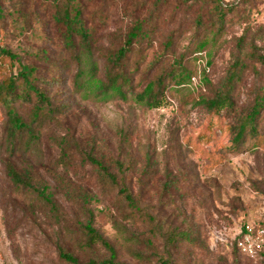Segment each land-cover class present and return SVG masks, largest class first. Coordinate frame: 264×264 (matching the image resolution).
<instances>
[{
    "label": "rangeland",
    "instance_id": "1",
    "mask_svg": "<svg viewBox=\"0 0 264 264\" xmlns=\"http://www.w3.org/2000/svg\"><path fill=\"white\" fill-rule=\"evenodd\" d=\"M40 1L0 0V44L21 64L37 68L45 81L38 87L55 110L53 119L33 125L36 144L26 147V138L16 144L7 138L0 106V264H66L59 248L80 262L107 259L100 245L86 244L88 221L122 264H159L160 257L171 264H264L242 257L232 240L240 225L264 209V110L257 136L230 147L234 111L211 115L199 102L225 85L233 71L240 75L232 91L236 115L264 92V0H220L232 5L221 25L209 0H111L97 11L88 6L92 0H78L88 23L91 16L100 19L92 30L98 57L117 46L136 19H148L151 35L133 54L142 62V74L159 57L150 76L174 67L190 39L211 38L205 56L184 62L195 76L192 84L168 92L152 110L130 98L82 97L72 86L74 64L54 43L51 7L36 8ZM237 52L250 55L241 67ZM0 67L9 74L7 62ZM13 107L26 119L33 103ZM85 154L117 175L135 208L120 187L101 179ZM43 189L56 210L38 197ZM171 236L176 239L170 244Z\"/></svg>",
    "mask_w": 264,
    "mask_h": 264
},
{
    "label": "trees",
    "instance_id": "2",
    "mask_svg": "<svg viewBox=\"0 0 264 264\" xmlns=\"http://www.w3.org/2000/svg\"><path fill=\"white\" fill-rule=\"evenodd\" d=\"M108 1L111 0H92L88 6L92 11H97L100 9L99 5L103 7ZM159 1L156 0L155 2ZM209 1L214 5L213 12L216 22L220 25L223 24L225 16L232 11V5L223 4L220 0ZM44 5L51 7L50 24L55 32L53 35L54 43L61 50L66 51L65 61L68 64L73 63L75 66V71L72 75L73 88L78 93H81L82 97L93 98L99 102L130 98V100L148 110L159 108L165 101L168 92L186 88L192 84V78L195 76L191 75L184 62L189 58H194L195 61H198L205 56L204 50L208 46L209 39H211L204 37L198 39L199 41L190 39L186 45L185 52L187 54L180 58L174 67L162 69L150 76L153 66L160 63L161 57L157 58L152 66H144L143 74L141 71V60L133 59L136 46L151 35L148 19H136L122 36L118 45L103 52L101 57H98L96 53L97 41L94 34L96 32V24L100 21L99 18L91 16L90 23H88V19L84 15L81 3L78 0H42L36 3V8H42ZM19 24L20 27H24L26 21L23 20ZM36 26H39L38 22ZM93 29L95 32L92 31ZM2 30L0 26V39ZM36 34L37 38L41 37L40 33L37 32ZM249 57L248 52H245L244 57H240L239 52H237V55H235L236 64L241 67L244 60ZM0 61L7 62L10 65L8 75L1 73L0 67V106L5 109L6 136L15 144L18 138L22 137L23 139L26 138L24 142L26 147L35 145L37 139H35L33 125L35 123L41 125L44 121L55 117V110L52 108L50 97L37 84L45 81L40 80V77L37 76L36 67L21 64L19 56L1 44ZM207 65L210 66L209 61ZM16 67L17 72L13 73V69ZM239 79L240 75L237 71H233L228 75L226 84L215 91L213 95L199 99L201 105L211 115L220 116L223 112L234 111L235 121L230 126V139L228 141L230 147H238L244 143L247 137L255 138L257 136V120L262 110H264V92H262L257 95L244 112L238 115L235 114L236 106L232 98V91ZM202 80L206 85L209 84L205 75H203ZM29 99L33 103V108L30 117L25 119L17 113L13 105L26 102ZM84 156L85 160L97 169L102 180L111 186L120 187L118 190L119 194L123 196L130 208H135L136 201L134 196L124 184H120L121 182L118 180L117 175L111 173L108 167L104 166L101 161L91 154H85ZM121 168V165L117 164L119 172ZM13 176L15 181L19 180L16 173ZM37 195L43 202L50 205V208L56 210V206L50 201V197L45 193L44 189L38 191ZM83 230L86 236V244L89 246L100 245L108 252V258L103 260L90 259L86 262H80L71 253L59 248V258L64 263L122 264L116 261L114 248L93 228L91 221L86 223ZM170 238L168 241H171V244L176 237L171 236ZM158 261L159 264H171L170 260L165 257L158 258Z\"/></svg>",
    "mask_w": 264,
    "mask_h": 264
},
{
    "label": "built area",
    "instance_id": "3",
    "mask_svg": "<svg viewBox=\"0 0 264 264\" xmlns=\"http://www.w3.org/2000/svg\"><path fill=\"white\" fill-rule=\"evenodd\" d=\"M238 253L251 261L264 260V209L257 219L245 221L232 236Z\"/></svg>",
    "mask_w": 264,
    "mask_h": 264
}]
</instances>
